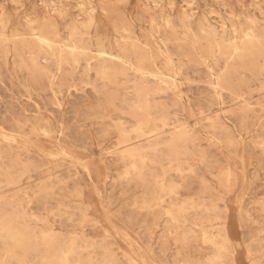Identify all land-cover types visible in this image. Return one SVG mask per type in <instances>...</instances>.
I'll return each instance as SVG.
<instances>
[{
	"label": "rangeland",
	"instance_id": "obj_1",
	"mask_svg": "<svg viewBox=\"0 0 264 264\" xmlns=\"http://www.w3.org/2000/svg\"><path fill=\"white\" fill-rule=\"evenodd\" d=\"M0 264H264V0H0Z\"/></svg>",
	"mask_w": 264,
	"mask_h": 264
}]
</instances>
